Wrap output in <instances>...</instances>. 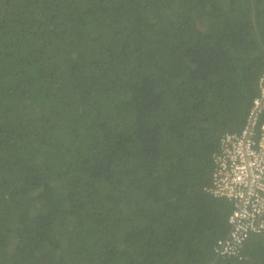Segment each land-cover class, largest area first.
Here are the masks:
<instances>
[{
	"label": "trees",
	"instance_id": "1",
	"mask_svg": "<svg viewBox=\"0 0 264 264\" xmlns=\"http://www.w3.org/2000/svg\"><path fill=\"white\" fill-rule=\"evenodd\" d=\"M263 71L264 0H0V264H264L206 190Z\"/></svg>",
	"mask_w": 264,
	"mask_h": 264
},
{
	"label": "built area",
	"instance_id": "2",
	"mask_svg": "<svg viewBox=\"0 0 264 264\" xmlns=\"http://www.w3.org/2000/svg\"><path fill=\"white\" fill-rule=\"evenodd\" d=\"M257 90L242 130L222 136L206 189L233 203L230 231L215 249L222 259L238 257L252 234H264V71Z\"/></svg>",
	"mask_w": 264,
	"mask_h": 264
}]
</instances>
